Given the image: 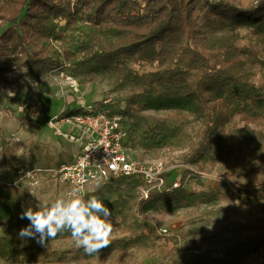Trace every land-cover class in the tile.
Instances as JSON below:
<instances>
[{
  "label": "trees",
  "instance_id": "trees-1",
  "mask_svg": "<svg viewBox=\"0 0 264 264\" xmlns=\"http://www.w3.org/2000/svg\"><path fill=\"white\" fill-rule=\"evenodd\" d=\"M13 70L38 84L63 71L78 84L105 82L116 98L95 105L122 117L124 145L153 158L183 150L177 159L191 168L178 187L147 199L139 198L143 182L133 175L90 188L84 198H101L121 234L98 254H85L68 232L46 246L0 237L1 262L98 264L112 254L108 264H135L134 252L163 247L155 264H264V219L239 222L237 231L247 234L226 239L217 253L203 248L216 233L164 234L139 219L234 196L264 201V0H0V82ZM33 165L21 151L7 168ZM207 173L228 174L235 184H204ZM191 180L201 189L189 190ZM25 208L0 183V228L26 227Z\"/></svg>",
  "mask_w": 264,
  "mask_h": 264
},
{
  "label": "rangeland",
  "instance_id": "rangeland-1",
  "mask_svg": "<svg viewBox=\"0 0 264 264\" xmlns=\"http://www.w3.org/2000/svg\"><path fill=\"white\" fill-rule=\"evenodd\" d=\"M252 0H239L241 4ZM199 21L201 19L199 18ZM62 73L64 76H62ZM65 71L53 72L46 82L31 84L29 80L20 77L17 70L11 71L6 82H0V183L12 182L17 178V172L9 176L6 172L7 163L11 155L18 151H25L33 160L35 167L41 168L43 181L36 185L21 184L10 187L14 194H18L25 207L35 208L39 200H54L56 196L69 187L60 184L51 177L48 169L56 168L62 163L69 161L71 151L78 150L76 144L70 143L56 134L55 129L47 125V121L53 116L60 114L62 110L76 107L80 99L87 105L103 102L107 99L114 100L115 93L105 82H86L73 84L65 78ZM37 83V84H36ZM154 113V112H153ZM159 111L157 114H162ZM65 130V128H64ZM22 138L17 141L14 137ZM183 150L162 149L158 158L143 152L140 148H129L128 156L132 160L151 161L161 160L165 167H175V170L166 173L168 180L178 181L185 168L189 165L180 162L177 157ZM43 169V171H42ZM10 173V172H9ZM204 184L217 186L235 184L228 174L207 173L201 178ZM189 190H200L201 187L191 180L187 185ZM89 188H92L89 186ZM34 194L36 197H34ZM257 195V191L254 193ZM82 196V195H81ZM84 197V196H82ZM139 219L145 220L151 227L157 229L165 228L164 234L180 233L188 229H201L206 234L216 233L211 242L203 244L204 249L214 253L220 251L222 243L232 236L246 235V232H238V223L245 221H261L264 219V201L242 200L234 196L230 202H215L199 204L180 210L177 213L149 212ZM188 220H193L188 222ZM161 233L160 231H158ZM18 232L11 229L0 228V237L14 238L24 243L18 237ZM120 231L114 230L110 237L120 236ZM134 252V250H132ZM137 256L135 264H155L161 261L164 253L161 247L155 253L144 251L134 252ZM183 255L187 253L183 252ZM112 260V254L105 262ZM0 264H6L0 261ZM20 264H44L39 261H24ZM74 264V263H72Z\"/></svg>",
  "mask_w": 264,
  "mask_h": 264
},
{
  "label": "built area",
  "instance_id": "built-area-1",
  "mask_svg": "<svg viewBox=\"0 0 264 264\" xmlns=\"http://www.w3.org/2000/svg\"><path fill=\"white\" fill-rule=\"evenodd\" d=\"M65 78L75 83L71 76L65 75ZM75 108L76 112L62 110L47 121L48 127L55 129L58 136L78 147L69 161L48 169L57 182L69 189L78 186L79 195L84 196L89 186L93 187L114 176L133 175L143 182L137 188L142 199H147L156 190L178 187L179 182L168 180L166 175L175 167H165L164 162L158 159L139 161L128 156L129 148L124 145L126 125L121 116L109 115L94 104H85L83 99L78 101ZM42 181L41 168L33 166L32 169L18 171L15 181L2 183L15 187L21 184L33 186ZM158 231L165 233L166 229L160 228Z\"/></svg>",
  "mask_w": 264,
  "mask_h": 264
},
{
  "label": "clouds",
  "instance_id": "clouds-1",
  "mask_svg": "<svg viewBox=\"0 0 264 264\" xmlns=\"http://www.w3.org/2000/svg\"><path fill=\"white\" fill-rule=\"evenodd\" d=\"M36 199L35 208L27 207L20 215L21 219L29 221L17 234L21 240L35 239L38 244L46 246L50 239L68 232L87 255L98 254L111 245L112 213L101 198L90 195L85 199L79 195L77 186L58 194L51 201Z\"/></svg>",
  "mask_w": 264,
  "mask_h": 264
},
{
  "label": "crops",
  "instance_id": "crops-1",
  "mask_svg": "<svg viewBox=\"0 0 264 264\" xmlns=\"http://www.w3.org/2000/svg\"><path fill=\"white\" fill-rule=\"evenodd\" d=\"M30 83L33 84V82H30ZM36 84H37V83H36ZM14 138H15L17 141H22V138H21V137L18 138V137L15 136ZM18 153H19V151H18L17 153L12 154L11 157L15 156V155L18 154ZM75 153H76V152H75L74 150H72V151H71V157H72ZM70 159H71V158H70ZM7 170H8V171H7L6 173L9 174V176H11L12 174H15V171H11V170L8 169V168H7ZM9 172H10V173H9ZM16 175H17V174H16Z\"/></svg>",
  "mask_w": 264,
  "mask_h": 264
}]
</instances>
